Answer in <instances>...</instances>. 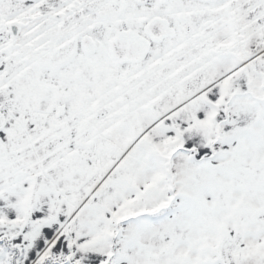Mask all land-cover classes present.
Segmentation results:
<instances>
[{"label":"snow or ice","instance_id":"6c2138e0","mask_svg":"<svg viewBox=\"0 0 264 264\" xmlns=\"http://www.w3.org/2000/svg\"><path fill=\"white\" fill-rule=\"evenodd\" d=\"M0 264H264V0H0Z\"/></svg>","mask_w":264,"mask_h":264}]
</instances>
